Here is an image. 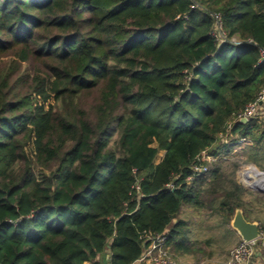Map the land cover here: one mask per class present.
<instances>
[{"label":"trees","instance_id":"1","mask_svg":"<svg viewBox=\"0 0 264 264\" xmlns=\"http://www.w3.org/2000/svg\"><path fill=\"white\" fill-rule=\"evenodd\" d=\"M260 51L264 0H0V264L225 262L236 209L264 230L225 158L264 172Z\"/></svg>","mask_w":264,"mask_h":264},{"label":"built area","instance_id":"2","mask_svg":"<svg viewBox=\"0 0 264 264\" xmlns=\"http://www.w3.org/2000/svg\"><path fill=\"white\" fill-rule=\"evenodd\" d=\"M216 19V28L217 30L214 33V36L218 40H224V34L221 31V24L219 22V16L215 15ZM261 59H264V51H260ZM236 119L241 121L244 119L246 122H251L257 120L262 129L264 130V87L256 97L254 101L249 102L246 104L243 109L236 115ZM223 143L227 142V139H222ZM251 143V140L247 137L238 136L233 142L234 147L242 149L248 144ZM203 155V154H202ZM202 159L205 160H214L215 158L212 156H202ZM247 168L256 169L257 172L260 174V179L264 180V172L259 170L254 165H248L241 168L237 172V179L239 182L242 183L248 189L255 190L260 193H264V181H261L259 178L253 181V185H249L247 183L248 179L245 177L246 174L244 172L247 171ZM206 167L199 168L194 167L193 171L199 175L206 172ZM260 236L258 239L244 242L240 240V242L234 246L230 252L228 259L223 262L222 264H255L254 257L257 253V248L259 246H264V230L260 229ZM146 241L149 243L148 246L143 250L142 255L136 261L137 264H175L174 259L172 258L170 252L168 251L165 245V235L164 234H155L146 237ZM89 264V263H85Z\"/></svg>","mask_w":264,"mask_h":264},{"label":"rangeland","instance_id":"3","mask_svg":"<svg viewBox=\"0 0 264 264\" xmlns=\"http://www.w3.org/2000/svg\"><path fill=\"white\" fill-rule=\"evenodd\" d=\"M8 60L9 59H7V58H4V60H3V62L4 61H6V62H8ZM26 151L30 154V152H31V148H27L26 149ZM203 155L202 156H206L207 155V153L206 152H203L202 153ZM162 156H163V152L161 151V152H159L158 153V155H157V157L155 158V160H154V162L155 163H158L160 160H161V158H162ZM225 158L226 159H228L229 161H233V160H237L238 161V163H239V166H238V169H237V171H236V176H237V172L241 169V168H243V167H245V166H248V165H253V164H246V162H245V157L244 156H242V151L240 150V149H238V148H233L232 149V151H231V153L229 154V155H227V156H225ZM255 166V165H254ZM37 172L38 171H40V169H35ZM254 170H256L255 168H254ZM257 171V170H256ZM239 181V180H238ZM240 184L242 185V183L240 182ZM243 186V185H242ZM245 187V186H244ZM246 188V187H245ZM248 189V188H247ZM250 190H252V189H250ZM252 191H255V190H252ZM255 192H257V191H255ZM260 193V192H259ZM261 194H263L264 195V193H261ZM236 236V240L238 241L239 239H238V237H237V235H235ZM236 243V242H235ZM235 245V244H234ZM233 246V245H232ZM231 246V247H232ZM230 247V248H231ZM175 261V260H174ZM181 262H183L184 264H188L189 262H184L183 260H180V263ZM223 263V261L221 262V259H219L218 257L217 258H214L213 260H211V261H209V264H222ZM254 263L255 264H264V246H259L258 248H257V253H256V255H255V257H254ZM191 264V263H190Z\"/></svg>","mask_w":264,"mask_h":264},{"label":"water","instance_id":"4","mask_svg":"<svg viewBox=\"0 0 264 264\" xmlns=\"http://www.w3.org/2000/svg\"><path fill=\"white\" fill-rule=\"evenodd\" d=\"M241 122L246 121L242 119ZM230 226L244 242L256 240L260 236L258 222L246 220L241 209L235 210Z\"/></svg>","mask_w":264,"mask_h":264},{"label":"bare ground","instance_id":"5","mask_svg":"<svg viewBox=\"0 0 264 264\" xmlns=\"http://www.w3.org/2000/svg\"><path fill=\"white\" fill-rule=\"evenodd\" d=\"M244 174H246L245 177H247V179H248L247 183L249 185H251L254 180H257L258 178L260 179V174L256 170L251 169V168H247V171L244 172ZM261 181H264V180L262 179Z\"/></svg>","mask_w":264,"mask_h":264},{"label":"crops","instance_id":"6","mask_svg":"<svg viewBox=\"0 0 264 264\" xmlns=\"http://www.w3.org/2000/svg\"><path fill=\"white\" fill-rule=\"evenodd\" d=\"M163 154H164V152H163ZM162 157H163V156H162ZM230 228H231V226H230ZM231 230L233 231V236L237 235V233H236L232 228H231ZM237 237H238L239 240H241L240 237H239L238 235H237ZM134 264H137V263L135 262Z\"/></svg>","mask_w":264,"mask_h":264}]
</instances>
